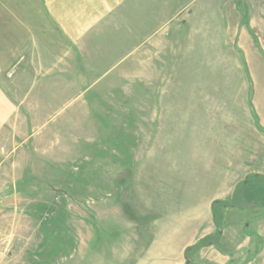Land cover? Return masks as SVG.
I'll list each match as a JSON object with an SVG mask.
<instances>
[{
    "label": "rangeland",
    "instance_id": "rangeland-1",
    "mask_svg": "<svg viewBox=\"0 0 264 264\" xmlns=\"http://www.w3.org/2000/svg\"><path fill=\"white\" fill-rule=\"evenodd\" d=\"M40 4L0 0V264H116L117 248L128 259L160 247L194 205L204 218L216 175L264 176V0H127L99 30V64L112 68L74 85L77 101L64 99L66 64L14 67L19 20ZM73 55L93 80V45ZM220 228L232 264H264V207L227 208Z\"/></svg>",
    "mask_w": 264,
    "mask_h": 264
},
{
    "label": "crops",
    "instance_id": "crops-1",
    "mask_svg": "<svg viewBox=\"0 0 264 264\" xmlns=\"http://www.w3.org/2000/svg\"><path fill=\"white\" fill-rule=\"evenodd\" d=\"M126 1L127 0H43V4H40L38 7L39 14L37 17L33 18V23H30V21L27 22L26 18L19 20L20 30L18 32L17 58L14 62V67L30 68L34 69L36 72V70L40 69H62L63 65L66 64L65 67L71 70V75L67 76L69 77L68 81H63V84L70 86L69 94L64 97V99L77 101L80 99V95H83V92L79 91L74 95V85H95L104 79L108 70L112 68L110 67L107 69L105 65L99 64L102 58L99 57L98 53L101 51L103 53L104 51L102 48L105 46L106 34H100L99 30L100 26L104 25V21ZM42 11L44 13H42ZM151 37H153V35ZM85 44L93 45V50L96 53L95 62H97V65H94L92 68L93 80H85V76H80L81 72H79V69L74 67L73 64L74 50L78 51L80 57L83 58V47ZM46 45L50 46L49 50L46 52L49 55V60L46 59L47 57L45 56L44 49ZM135 50L136 48L131 49L124 57L117 61V63L120 64L125 62L126 59L130 58V55H133ZM43 59L49 61V63L43 64ZM12 64L13 60L5 61L2 63V66L4 67L6 65L9 68ZM39 74L41 75L40 79L35 76L33 77V81L28 82V84L41 85L43 83L41 80L43 73ZM83 90L88 89L86 87V89ZM28 92L32 93V90L28 89ZM262 109V112L259 110V112L262 113L261 117H259V124L264 130V108ZM213 111L216 113V110ZM2 114H4V112ZM181 130H183L182 127H179L173 131ZM114 154H116V152ZM218 163L219 162H216L215 158H210L209 164L216 165ZM220 163L225 165L232 164L226 160L224 163ZM242 164L244 166L246 162ZM243 168L241 169L240 167V170L243 171ZM210 171L218 174L217 169L211 168ZM115 172H118V170H115ZM210 179L212 180V178ZM213 181H216L214 189L217 190V196L232 195L236 184L234 183L233 175L223 176L221 179H218L216 175ZM218 181L223 182L220 186L222 187L221 194L218 193V188H220L218 186ZM217 196L211 198L205 205L204 218L196 216L198 209L195 208L196 206L194 205V207H191V216L190 219H187L186 225V219L181 224L172 223L170 228L174 229V231L162 235L157 244L158 246L160 245V247L156 248L152 245L149 250L147 249L142 254L136 253L135 247L133 250H130L128 259L127 255L123 257L121 249L117 248L116 264H181L176 260L171 261L170 244H175L177 246V249L174 250L175 252L178 250L183 251L182 264H185V248L189 245H193L199 238L211 234L214 229L210 207L211 203L218 199ZM130 240L132 239L130 238ZM203 249L209 250V253L208 256H205V254L199 252L197 258L205 261L199 263L232 264L231 257L233 256V252L231 250L229 251L227 247L224 248L223 245H221V240L216 245Z\"/></svg>",
    "mask_w": 264,
    "mask_h": 264
},
{
    "label": "trees",
    "instance_id": "trees-1",
    "mask_svg": "<svg viewBox=\"0 0 264 264\" xmlns=\"http://www.w3.org/2000/svg\"><path fill=\"white\" fill-rule=\"evenodd\" d=\"M247 10L245 9V12ZM244 12V13H245ZM245 16V15H244ZM245 23L248 25V20L244 18ZM264 207V176L257 173L247 175L243 180L238 182L233 190L231 198L229 200H214L211 203V215L212 221L216 226L215 234L212 236L207 235L199 239L195 244L191 245L190 251H184L188 264H192L189 254L202 247H208L216 245L219 242L220 234L217 228L220 227V223L223 218V211L227 208H239L243 209L246 206Z\"/></svg>",
    "mask_w": 264,
    "mask_h": 264
},
{
    "label": "water",
    "instance_id": "water-1",
    "mask_svg": "<svg viewBox=\"0 0 264 264\" xmlns=\"http://www.w3.org/2000/svg\"><path fill=\"white\" fill-rule=\"evenodd\" d=\"M217 231H218V233L220 234L221 233V228L220 227H218L217 228ZM191 248H192V246L191 245H189V246H187L186 248H185V250L184 251H190L191 250ZM184 257H185V259H186V255L184 254ZM189 263V261L188 260H186L185 261V264H188Z\"/></svg>",
    "mask_w": 264,
    "mask_h": 264
},
{
    "label": "built area",
    "instance_id": "built-area-1",
    "mask_svg": "<svg viewBox=\"0 0 264 264\" xmlns=\"http://www.w3.org/2000/svg\"><path fill=\"white\" fill-rule=\"evenodd\" d=\"M48 216V213L47 211L43 214L42 218L45 219L46 217ZM2 238H1V235H0V242H1Z\"/></svg>",
    "mask_w": 264,
    "mask_h": 264
}]
</instances>
